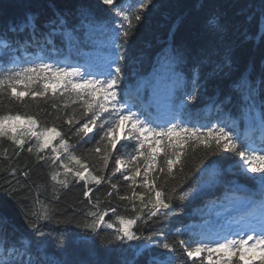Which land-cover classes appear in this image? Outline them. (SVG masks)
<instances>
[{
  "label": "snow or ice",
  "instance_id": "6c2138e0",
  "mask_svg": "<svg viewBox=\"0 0 264 264\" xmlns=\"http://www.w3.org/2000/svg\"><path fill=\"white\" fill-rule=\"evenodd\" d=\"M101 3L109 10L103 23L95 20L88 4L72 9L47 0L42 10H29L18 22L0 28V141L13 145L10 159L27 152L37 167H46L50 183L43 199L37 192L30 205L25 200L18 202L24 206L27 226L13 228V238L8 235L10 218L0 213V248L5 256L0 264H79L66 258L68 237L60 231L61 226L73 223L86 230L81 239L94 241L102 230H112L111 238L103 242L120 255L103 264H264V67L259 105L254 82L247 83L242 76L232 81L231 90L214 105L215 122L193 121L190 113L185 118L188 106L198 102L201 89L206 90L219 74L230 76L239 59L226 20L213 14L208 17L209 29L199 54L195 60L188 57L191 87L178 102L168 98L166 117L153 116L151 104L141 100L138 106L122 87L126 69L135 59L132 42L153 0ZM246 19L255 21L256 31L245 40L259 45L264 62V0H260L259 12ZM85 22L90 30L110 33L106 50L98 52L96 62L85 69L46 55H59L56 39L76 33ZM173 51L174 59L186 58L183 50ZM209 67L211 71L206 72ZM233 92L239 94L240 115L249 128L243 135L231 112L226 119L220 118L233 102ZM257 107L258 122L253 118ZM257 128L259 142L251 135ZM88 144L93 147L77 153V145ZM221 153L239 158V173L258 186L259 199L237 196L241 186L229 181L232 195L226 194L219 205H233L226 214L232 217L226 227L212 233L203 228L196 232L195 225L166 231L164 222L176 214V201L207 196L221 182L219 162L209 160ZM190 159L198 163L185 172ZM4 171L25 181L20 185L17 180L20 186L6 192L13 198L39 188L35 182L27 183L31 177L28 165L9 166ZM197 174L207 179L185 190ZM77 185L82 200L71 206L69 215L60 203L63 194ZM102 187L107 188L104 200L98 194ZM121 206L130 214H120ZM173 231L176 238L169 239ZM132 241L137 243L126 250L123 246Z\"/></svg>",
  "mask_w": 264,
  "mask_h": 264
},
{
  "label": "trees",
  "instance_id": "16d2710c",
  "mask_svg": "<svg viewBox=\"0 0 264 264\" xmlns=\"http://www.w3.org/2000/svg\"><path fill=\"white\" fill-rule=\"evenodd\" d=\"M47 0H0V28L5 24L18 22L25 12L40 11ZM55 3L61 7L75 9L79 4H88L91 7L92 16L100 23H103L109 16L108 6L103 5L101 0H55ZM260 10V0H153V5L149 6L146 13L147 19L139 26L135 38L132 42V51L135 55L133 62L129 63L126 69V77L122 87H135V80L144 81L148 88L156 92L155 100L158 105L167 106V99L160 98L159 92L176 93L177 99L181 94L191 87L189 82L190 60H195L200 52V44L206 36L209 24L208 17L213 14L222 16L230 29L229 36L235 42L234 51L239 59L233 67L230 76L219 74L215 77V82H210L207 89H201V96L197 103L188 106V112L185 118L193 121L199 120L200 123L206 121L215 122L217 112L215 104L219 103L224 95L232 88V81L244 77L247 83H253L257 90V105H259V79L264 62L261 61L259 45L254 41L245 40V36L255 33L256 23L251 19H246L249 14L258 13ZM110 33L102 32L98 29L90 30L85 26L78 29L76 33L66 34L58 37L55 41V47L59 50V55H53L51 52L46 55L59 63L63 57H71L77 60H87L96 62L97 54L101 50H106ZM173 49H180L186 53V58L181 61L174 59ZM210 67L206 72H210ZM247 83L244 86H247ZM148 99L147 95H143ZM233 102L228 104L225 111L220 114L221 119H226L227 114L231 112L232 117L239 121V131L243 135L245 130L249 129L246 118L240 115V109L237 101L239 94L233 92ZM153 100V101H155ZM253 118L258 122L259 107L253 113ZM65 130L67 126H64ZM258 129V128H257ZM257 129L251 132V135L259 142ZM75 143V139L72 141ZM93 145H77V153L86 151ZM13 153V145L3 140L0 142V213L7 215L11 224L8 226V235L13 238V228L17 230L26 229V221L23 215V205L18 202L25 200L29 205L32 203L36 193L41 194V199L49 194L50 183L47 181V169L44 166L37 167L34 158L24 152L18 159H10ZM209 160L218 161L220 169V183L207 196H199L195 199H186L176 201L174 207L176 214L165 221L168 231L174 227H183L184 225L197 226L194 231L199 232L203 228L210 233L211 226L210 209L219 206L225 195H232L229 191L231 187L229 181L235 180L240 186L241 191L237 196H250L259 199L258 186L251 181L246 180L244 175L239 173L237 162L238 157L231 153H221L218 156L209 157ZM198 163V159H190L185 172ZM205 163H208L206 160ZM31 167V177L27 181L29 185H39V188L33 187L29 191H22L19 196L11 197L6 192L23 185V177H11L4 169L9 166ZM180 174H177L179 179ZM207 175L201 177L199 174L193 176L184 186L185 190L194 188L202 180H206ZM20 181L17 185L16 181ZM11 181V186H9ZM46 187L49 191H46ZM106 187H102L98 193L102 200L105 199ZM82 200V189L79 185L73 187L69 192L63 194L60 203L62 210L67 208L69 215L72 211V205ZM214 202V203H213ZM113 203H119L113 201ZM227 203V202H225ZM224 203V205H225ZM105 207V204L101 205ZM83 207V204H80ZM120 214L129 215L123 211V206L119 209ZM82 220V218H79ZM52 227H56L52 225ZM60 231L65 232L68 237L69 247L66 258L79 262V264H103L106 260L115 261L120 253L110 251V246L104 243L110 239L112 230H102V234L94 241L91 239H81L86 234L83 227H76L75 223L61 226ZM148 234V230H144ZM56 235V233H53ZM175 233L170 232L169 239H174ZM181 238H187L181 237ZM137 242H127L123 247L127 250L128 245H135ZM3 249L0 248V260H4ZM183 264V262H181Z\"/></svg>",
  "mask_w": 264,
  "mask_h": 264
},
{
  "label": "rangeland",
  "instance_id": "374dc122",
  "mask_svg": "<svg viewBox=\"0 0 264 264\" xmlns=\"http://www.w3.org/2000/svg\"><path fill=\"white\" fill-rule=\"evenodd\" d=\"M68 60H64V64H67L65 62H67ZM71 65V64H70ZM89 65V64H88ZM88 65H84V66H81L82 68H87ZM138 89H140L141 92H145L147 91V86H146V83L145 82H140L139 85H138ZM151 90L149 89V92ZM172 95H174L173 92L169 93V94H165V95H160L161 97H166L168 98L169 96L172 97ZM2 142V141H0ZM233 207L232 203L229 202V204L226 205V207H216V208H213V213H212V222H214L217 226H227V223H228V220H230L232 217H228L226 216L227 212L229 211V209H231ZM237 211H242V208H238ZM233 215H235V213H233ZM215 232V231H214Z\"/></svg>",
  "mask_w": 264,
  "mask_h": 264
}]
</instances>
